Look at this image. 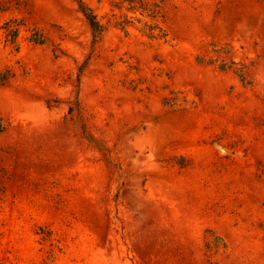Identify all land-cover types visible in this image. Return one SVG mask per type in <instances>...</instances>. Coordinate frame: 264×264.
I'll return each instance as SVG.
<instances>
[{
    "label": "rangeland",
    "instance_id": "1",
    "mask_svg": "<svg viewBox=\"0 0 264 264\" xmlns=\"http://www.w3.org/2000/svg\"><path fill=\"white\" fill-rule=\"evenodd\" d=\"M85 1L0 0V264H264V0Z\"/></svg>",
    "mask_w": 264,
    "mask_h": 264
},
{
    "label": "trees",
    "instance_id": "2",
    "mask_svg": "<svg viewBox=\"0 0 264 264\" xmlns=\"http://www.w3.org/2000/svg\"><path fill=\"white\" fill-rule=\"evenodd\" d=\"M80 11L85 16L86 20L90 24L92 31L94 33L95 38L101 37V35L106 30V25L101 22L98 18V15L95 12V9L90 6L85 0H76ZM130 2H135L136 0H129ZM165 0H157L155 1L156 9L151 13V16L156 19L162 9V4ZM151 36L152 37H163L165 34L161 33V29H158L157 26H151ZM26 26L24 30L26 31V40L34 43V44H45L47 41V36L44 31L35 24L27 25L24 21L18 19H9L3 23L1 26L3 28L4 33V43L6 46H10L14 51H19L20 42L19 35L21 33L22 27ZM126 28L125 26H122ZM158 28V27H157ZM197 61L201 63L207 64H216L218 68L221 70H233L236 75L240 78L241 81H246L247 77L245 75L244 69L246 65L243 63H238L233 59H228L223 57L222 55L215 56H198ZM13 76L11 69H7L4 72L0 73V84H5L8 79ZM213 232V231H212Z\"/></svg>",
    "mask_w": 264,
    "mask_h": 264
}]
</instances>
